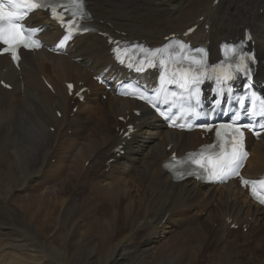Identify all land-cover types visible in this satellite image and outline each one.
<instances>
[{"label": "bare ground", "instance_id": "1", "mask_svg": "<svg viewBox=\"0 0 264 264\" xmlns=\"http://www.w3.org/2000/svg\"><path fill=\"white\" fill-rule=\"evenodd\" d=\"M87 1L98 32L78 37L68 56L24 52L19 69L0 57V81L13 86L0 85V264H264V209L236 182L177 183L164 169L172 152L183 156L210 141L166 130L148 108L92 80L103 72L121 75L107 38L158 46L197 25L191 41L209 43L213 58L224 40L243 38L250 28L257 81H264V0ZM31 21L48 26V44L62 34L41 12ZM67 82L89 85L83 103L68 95ZM129 124L138 129L130 141L123 138ZM123 143L125 154L117 157ZM248 145L245 173L255 178L264 173V135ZM233 224L249 227L254 238L241 244Z\"/></svg>", "mask_w": 264, "mask_h": 264}, {"label": "snow or ice", "instance_id": "2", "mask_svg": "<svg viewBox=\"0 0 264 264\" xmlns=\"http://www.w3.org/2000/svg\"><path fill=\"white\" fill-rule=\"evenodd\" d=\"M74 6L79 9L82 8V3L79 2V0H72ZM10 3L12 4L11 9H6L3 3H0V42H2L5 45H9V47L12 50L13 59H17L15 48L12 47L15 44H18L22 41V37L20 36L22 26L16 22L19 19L23 18L24 13L17 11V9L20 8H27L28 10L35 9V8H52L53 15H56V8L55 6H51L44 3H37L33 2V0H20L18 3L17 0H10ZM62 7H66L64 5H61ZM57 19H63L62 17L57 16ZM67 39V37L65 38ZM27 47L28 45L25 44ZM5 51H8L9 49H4ZM261 127H264V125H261ZM220 133L217 132V136H219ZM239 155H242L244 157L247 156V153H240ZM238 160V154L234 150L232 153V156L225 162H223L217 169H214L213 175H215L217 172L226 174L227 170H233L231 169V165L237 163ZM237 166H239L237 164ZM245 184H249L250 182L245 180L243 181ZM253 184V191L255 193V183L251 182ZM261 184H264V181L260 182ZM261 203H264V197H259Z\"/></svg>", "mask_w": 264, "mask_h": 264}, {"label": "rangeland", "instance_id": "3", "mask_svg": "<svg viewBox=\"0 0 264 264\" xmlns=\"http://www.w3.org/2000/svg\"><path fill=\"white\" fill-rule=\"evenodd\" d=\"M206 7H207V3L203 6V8H201L200 9V14L201 15H205V13H206ZM227 12L228 11H225V12H223L224 13V18H223V20H222V22L223 23H227L228 22V20L229 19H226L225 17H226V14H227ZM105 98V96H102V97H100V100H102V101H107V99L105 100L104 99ZM75 105V104H74ZM73 105V106H74ZM70 111H72V112H74V107H72L71 106V108H70V110H69V112ZM51 130V132H53V128H51L50 129ZM112 131L113 132H117V128L115 129V127L113 126V128H112ZM6 155H2V158L3 159H5L6 157H5ZM86 165H87V163H86ZM15 175L17 176V177H19L20 175H19V172H16L15 173ZM41 214H44V211H41ZM214 226H216V224H214ZM231 230H233L234 232H236L237 233V235H235V236H238V234L240 233V234H242V236L239 238V241H241V244H243L242 242H245V239H253L254 238V236H255V234L253 233V230L251 229L250 230V228L249 227H241L240 229H231ZM238 230H240L241 232H239ZM238 231V232H237ZM251 231V232H250ZM247 235L249 236V238L247 237ZM264 237V233L262 234V238ZM139 239H141V237H138V240H137V242H139L140 240ZM244 239V240H243ZM264 239V238H263ZM111 244H112V242H113V237L110 239V240H108ZM56 241H54L52 244L54 245V246H56ZM262 246L264 247V243H262ZM251 257H252V255H251ZM260 257V256H259ZM254 258V257H253ZM257 260H254V262H256ZM125 262V261H124ZM249 264H254L253 262H250Z\"/></svg>", "mask_w": 264, "mask_h": 264}]
</instances>
